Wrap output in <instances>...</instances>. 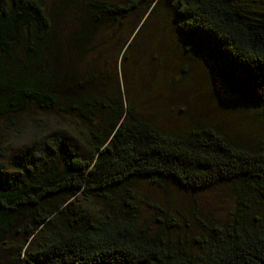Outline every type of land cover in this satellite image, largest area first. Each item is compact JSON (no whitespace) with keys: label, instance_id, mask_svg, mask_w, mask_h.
Here are the masks:
<instances>
[{"label":"trees","instance_id":"16d2710c","mask_svg":"<svg viewBox=\"0 0 264 264\" xmlns=\"http://www.w3.org/2000/svg\"><path fill=\"white\" fill-rule=\"evenodd\" d=\"M144 3L151 13L169 8L185 50L211 61L246 105L264 107V0L102 1L71 48L85 50L97 26ZM54 38L41 0H0V120L30 106L54 110L63 98L87 126L81 146L49 132L0 171V264H264V148L203 124L169 134L129 103L88 97L57 68L62 49ZM5 153L0 145V160ZM140 182L185 191L227 183L234 208L229 220L195 233L181 214L156 204L148 203L143 222Z\"/></svg>","mask_w":264,"mask_h":264},{"label":"rangeland","instance_id":"374dc122","mask_svg":"<svg viewBox=\"0 0 264 264\" xmlns=\"http://www.w3.org/2000/svg\"><path fill=\"white\" fill-rule=\"evenodd\" d=\"M41 1L51 18L54 39L62 49L57 68H64L72 83L80 81L88 97L108 104L129 103L140 117L169 134L203 124L239 144L264 148V107L246 105L226 89L211 61L196 50H185L179 24L169 8L160 4L151 13L148 3L137 4V10L128 17L109 19L97 26L91 39L83 43L85 50L76 52L70 46L73 33L95 14L99 16L95 3L127 0ZM256 8L258 4L252 6ZM138 30L134 43L124 51ZM67 104L61 98L54 110L30 106L20 115L0 120V145L6 152L0 160L2 173L9 171L18 155L46 133L82 145L87 126L66 109ZM136 196L140 221H149L152 210L148 203L156 204L171 215L181 214V219L189 221L190 229L186 231L192 233L202 224L229 220L234 208L227 183L185 191L174 184L164 190L140 182ZM181 225L185 228V221Z\"/></svg>","mask_w":264,"mask_h":264}]
</instances>
